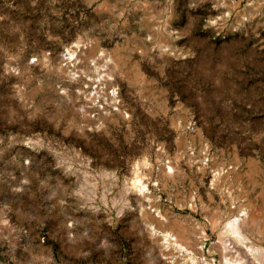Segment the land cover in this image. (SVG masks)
<instances>
[{
  "label": "rangeland",
  "instance_id": "1",
  "mask_svg": "<svg viewBox=\"0 0 264 264\" xmlns=\"http://www.w3.org/2000/svg\"><path fill=\"white\" fill-rule=\"evenodd\" d=\"M244 212L264 264V0H0V264H220Z\"/></svg>",
  "mask_w": 264,
  "mask_h": 264
},
{
  "label": "bare ground",
  "instance_id": "2",
  "mask_svg": "<svg viewBox=\"0 0 264 264\" xmlns=\"http://www.w3.org/2000/svg\"><path fill=\"white\" fill-rule=\"evenodd\" d=\"M100 80L101 78H98L99 82ZM111 94L114 96L113 91H111ZM144 188L145 184L140 179L136 178L131 182L130 191L133 189L143 194ZM256 227L255 217L247 212L242 213L223 225V228L217 232L220 264H260L263 251L256 246L252 237L248 235ZM162 240L166 247L176 243L175 240H171L170 235H164ZM192 260L194 262L197 261Z\"/></svg>",
  "mask_w": 264,
  "mask_h": 264
}]
</instances>
